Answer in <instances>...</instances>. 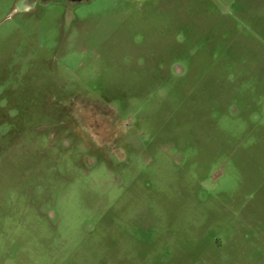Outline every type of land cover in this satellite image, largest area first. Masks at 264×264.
<instances>
[{"label": "rangeland", "instance_id": "rangeland-1", "mask_svg": "<svg viewBox=\"0 0 264 264\" xmlns=\"http://www.w3.org/2000/svg\"><path fill=\"white\" fill-rule=\"evenodd\" d=\"M0 264H264V0H0Z\"/></svg>", "mask_w": 264, "mask_h": 264}, {"label": "water", "instance_id": "water-1", "mask_svg": "<svg viewBox=\"0 0 264 264\" xmlns=\"http://www.w3.org/2000/svg\"><path fill=\"white\" fill-rule=\"evenodd\" d=\"M64 1H70V2H76V3H79V2H83L85 0H64Z\"/></svg>", "mask_w": 264, "mask_h": 264}, {"label": "flooded vegetation", "instance_id": "flooded-vegetation-1", "mask_svg": "<svg viewBox=\"0 0 264 264\" xmlns=\"http://www.w3.org/2000/svg\"><path fill=\"white\" fill-rule=\"evenodd\" d=\"M37 0H26L27 3H34L36 2ZM102 135L104 136V134L102 133Z\"/></svg>", "mask_w": 264, "mask_h": 264}]
</instances>
